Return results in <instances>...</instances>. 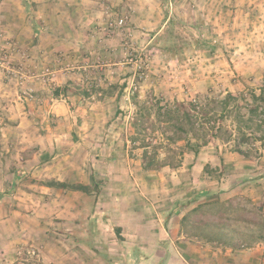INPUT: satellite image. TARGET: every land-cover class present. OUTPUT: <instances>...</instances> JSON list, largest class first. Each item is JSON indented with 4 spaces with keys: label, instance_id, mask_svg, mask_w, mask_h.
<instances>
[{
    "label": "rangeland",
    "instance_id": "1",
    "mask_svg": "<svg viewBox=\"0 0 264 264\" xmlns=\"http://www.w3.org/2000/svg\"><path fill=\"white\" fill-rule=\"evenodd\" d=\"M16 1L33 18L37 10L48 11L46 22L35 21L34 27L60 28L52 36L40 32L39 42L47 41L36 48L30 30L11 34L0 27V264H264L262 242L226 251L181 233L180 220L178 227L169 221L175 204L189 202L181 218L195 203L214 198L254 215L264 203V139L242 144L247 156L236 152L240 136L230 116L223 122L228 140L215 138L197 154L185 152L175 169L145 170L140 139H166L158 131L134 134L131 126L133 95L143 100L152 94L164 106L220 100L227 92L258 93L264 82V0H84L76 4L81 14L72 16L67 1ZM65 27H79L76 39ZM56 83L68 88L58 93L64 106L53 111L42 102L52 103ZM240 104L245 112L244 100ZM134 135L141 138L132 143ZM44 146L55 157L43 165ZM158 151L160 157L170 154ZM64 165L70 171L64 179L97 183L98 191L55 189L51 196L61 210H42L27 199L25 191L41 193L38 186L48 180L43 171L53 174ZM201 189L210 195L192 202ZM130 191L152 204L145 213L154 221L165 219L169 238L148 240L142 234L126 240L142 231L132 223L119 226L109 207L139 200ZM148 244L162 247L151 256L154 262L144 263V249L136 255L133 248ZM175 247L184 252V262L170 252Z\"/></svg>",
    "mask_w": 264,
    "mask_h": 264
},
{
    "label": "trees",
    "instance_id": "2",
    "mask_svg": "<svg viewBox=\"0 0 264 264\" xmlns=\"http://www.w3.org/2000/svg\"><path fill=\"white\" fill-rule=\"evenodd\" d=\"M196 43L198 46L199 41L196 40ZM204 48H207V45H204ZM246 94L237 95L227 92L220 100L209 99L200 103L196 99H190L175 101L172 105L164 106L160 105V99L152 94L143 100L135 99L133 95V103L137 106L131 122V126L135 129L134 134L144 135L158 131L166 139L165 143L162 141L152 143L137 135L130 138L132 143L137 138H141L137 147L143 150L142 167L145 170H157L163 166L175 169L180 166L185 152L192 151L197 154L202 146L215 138L228 140L231 133L229 135L223 122L230 116L234 117L237 124L236 130L240 136L239 144L234 150L246 155L240 147L242 144H249L250 139H264V82L259 87L258 93L252 90ZM240 100L245 102V112L242 111ZM152 107H155L156 121L149 123ZM154 124L162 127H155ZM255 133L259 134L258 137L254 136ZM182 141L184 142L182 145H177ZM150 146L152 149L149 150ZM159 148L170 154L160 157ZM175 152L179 154L178 157ZM209 168V165H205L203 171L206 173ZM44 184L59 189L82 191L86 194L98 191L97 183L90 185L49 179ZM210 193V189H201L193 197L192 202L198 201L201 197H208ZM188 203L175 204L172 213L179 214ZM243 209L244 207L240 204L233 205L232 202L227 203L219 198L199 201L182 214L180 232L189 238L201 239L231 249L251 247L259 242L264 243V203H259L256 212L250 217L242 212Z\"/></svg>",
    "mask_w": 264,
    "mask_h": 264
},
{
    "label": "crops",
    "instance_id": "3",
    "mask_svg": "<svg viewBox=\"0 0 264 264\" xmlns=\"http://www.w3.org/2000/svg\"><path fill=\"white\" fill-rule=\"evenodd\" d=\"M35 1L39 2L41 0H35ZM58 1L60 2L59 5H61V6L63 5L62 2H65V1L69 2L68 4L71 6L72 10L70 11L67 9L68 10L67 12H68L69 16H72L76 13L81 14L80 12H78V10H77L78 8L76 7V4L79 1L85 2V1H89V0H85V1L84 0H58ZM44 4L47 6L46 3H44ZM44 4H42V5H44ZM80 4H83V3H80ZM19 6H20V4L16 0H0V22L3 19L5 21L4 26L0 25V27H8L11 31V34H15V32L21 33L23 31H29L30 30V32L32 34L31 43L33 44V47L37 48L39 46H42L43 45L42 42L47 41V38H43V39H41L42 42L41 43L39 42V40L41 38L40 32H43V30H45V31L48 30V32L49 31L51 32L49 34V36H52V35H54L55 30H58L60 28V27H55L54 29H52V27H34L35 21H36V24H39V23L41 24L42 22L43 23L46 22V18H48L47 17L48 11H45V13H44L43 11L41 12V11L37 10L35 13L36 14L35 17L33 18V17H31V13H29L28 10L26 11L25 9H22ZM39 6H41V5H39ZM89 8L91 9V7H89ZM61 12H65V11H61ZM55 13H53V17L56 15ZM51 16H52V14H51ZM56 16L58 17V15H56ZM43 25L44 24H42L41 26H43ZM80 28H82V27H80ZM65 29L70 31V33L72 32L74 34V36L72 35V36H70V38L73 37V39H76L75 32H78L79 27H69V28L65 27ZM56 40L57 39H55V38L52 40L53 46H54V41H56ZM31 43H28V44H31ZM46 46H48V44ZM40 55H42L43 60H46V57L44 56V54H40ZM55 79H58V75ZM51 80H54V79L52 78ZM55 85L58 87H56V88L54 87V92L52 93V97H51L52 103H50L51 105L49 104V101L48 102L46 101V103L42 102L43 106H45V105L51 106L53 111L64 106L63 103L58 101V93L61 90L66 89V87H67V86L59 87V83H56ZM55 90L58 92L56 93ZM46 148H48V147L44 146V152L42 153L41 161H44L43 165L46 164L48 160L55 157V156L52 157L53 151H50L49 149H46ZM66 152H68V151H66ZM62 153H64V152H62ZM56 156H57V154H56ZM44 170H47V166L44 168ZM54 170H56V171L53 174H51L50 172L46 173V171H43L44 172V179H48V180L49 179H55L58 181L71 182L70 179H64L62 177V175L64 177H68V175L70 174L69 173L70 171L65 167V165L62 167H58L57 169H54ZM147 172L150 173L152 171H147ZM91 173H92V171L90 169V172H89L90 176L89 177L93 178ZM20 174L21 173H18V175H15L13 180L18 179V177L21 176ZM30 188H33V187H30ZM38 188L40 190L39 192H41L43 195L41 193H35L32 190H28V191L24 192L25 194L29 195L27 197V199H29L32 202L34 200L35 203H38V206L41 205L40 209H42V210H44L45 208H50V207H54L58 210H61V204L57 200L52 199V196H51V194L53 192L57 191V190H55L57 188L49 187L45 184H40L38 186ZM34 190H38V189H34ZM131 190H133V187L131 188ZM60 191H63V190H60ZM130 192L131 193H128V195H130V197L134 196L139 200L134 199V201L132 200L133 203L131 202V204H129L127 202L128 204H122L117 208L116 207H114V208L109 207V209L112 212H116V217H117L118 221H120L119 226L126 223V222L132 223L134 230L142 231V232H138V233L132 232L131 234H128L127 237H125L126 240H134L136 238H140L142 236V234H144V237H142V239L146 238L148 240L155 239L157 236H158V238H161V239L167 238L168 232H170V231H167V228H166L165 223H164L165 219H163L160 222L154 221L151 218V216H149L148 214L145 213L146 211L151 212L150 209L152 207V204L149 202L143 201L136 192H134V191H130ZM132 192H133V195H132ZM73 194H78V193L74 191ZM120 196H118V197H120ZM123 198L126 199V201H127V197L123 196ZM54 202H57L56 204L58 206L54 205ZM133 206L135 208H133ZM126 208H128V209H126ZM179 216H180V214H174L172 216L170 214L171 218L169 219V221H171L173 223V226L178 227V223L180 220ZM105 220H108V218H105ZM130 220H132V221H130ZM159 223L161 226L157 228L158 230H156V231L153 230L152 229L153 226L154 225L158 226ZM167 227H169V225H167ZM123 231H124V227H123ZM168 238H169V236H168ZM161 245L162 244H160L157 247V244H154V247H152V246H149V244H148L147 246L135 247V248H133L134 254L139 255V254H141L140 250L144 249L145 254L148 255L149 257L146 260H143V262L144 263L145 262L151 263V262H154L153 261L154 259H152L151 256L158 254V253H156L158 250L157 248L162 247ZM163 248H164V246H163ZM255 248L258 249L259 246L257 245V247H255ZM225 249H226V251H233L234 250V249H231L228 247H225ZM170 252H172L173 254L175 253L176 255L180 254L179 256H181V258L183 259L182 260L183 262H184V259H186V256L183 255L184 252H182L181 249L179 250L176 247L174 249L171 248ZM262 253H263V251H262ZM214 256H215V253H214ZM186 264H188V263L186 262Z\"/></svg>",
    "mask_w": 264,
    "mask_h": 264
},
{
    "label": "built area",
    "instance_id": "4",
    "mask_svg": "<svg viewBox=\"0 0 264 264\" xmlns=\"http://www.w3.org/2000/svg\"><path fill=\"white\" fill-rule=\"evenodd\" d=\"M120 22H122V19H120Z\"/></svg>",
    "mask_w": 264,
    "mask_h": 264
}]
</instances>
